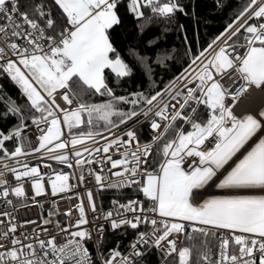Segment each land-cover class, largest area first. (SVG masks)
<instances>
[{"label": "snow or ice", "instance_id": "6c2138e0", "mask_svg": "<svg viewBox=\"0 0 264 264\" xmlns=\"http://www.w3.org/2000/svg\"><path fill=\"white\" fill-rule=\"evenodd\" d=\"M0 264H264V0H0Z\"/></svg>", "mask_w": 264, "mask_h": 264}, {"label": "built area", "instance_id": "2783aa9c", "mask_svg": "<svg viewBox=\"0 0 264 264\" xmlns=\"http://www.w3.org/2000/svg\"><path fill=\"white\" fill-rule=\"evenodd\" d=\"M61 167H63V166H61ZM68 171H71V170H68ZM61 197H63V198H61ZM69 197H71L70 203L72 205H74L75 203H77L76 198L74 196H72L71 193H69L67 195L60 194L59 196L54 197L53 199H56L58 201L59 207H60L61 211H63L64 209H66L69 206ZM28 205L31 207V210L30 211H27L24 208H21L19 210V213L18 214H19V217L21 219H30V218L36 217V215H37V209H36V207L34 205H31V202L30 201L28 202Z\"/></svg>", "mask_w": 264, "mask_h": 264}, {"label": "trees", "instance_id": "16d2710c", "mask_svg": "<svg viewBox=\"0 0 264 264\" xmlns=\"http://www.w3.org/2000/svg\"><path fill=\"white\" fill-rule=\"evenodd\" d=\"M7 91L9 92L10 95L15 96V91L13 88H7ZM105 201H106V206H107V194H105Z\"/></svg>", "mask_w": 264, "mask_h": 264}, {"label": "bare ground", "instance_id": "6f19581e", "mask_svg": "<svg viewBox=\"0 0 264 264\" xmlns=\"http://www.w3.org/2000/svg\"><path fill=\"white\" fill-rule=\"evenodd\" d=\"M255 103H259V97L256 98Z\"/></svg>", "mask_w": 264, "mask_h": 264}]
</instances>
